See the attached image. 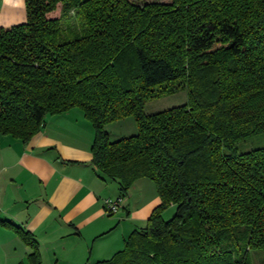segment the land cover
<instances>
[{"label":"trees","instance_id":"16d2710c","mask_svg":"<svg viewBox=\"0 0 264 264\" xmlns=\"http://www.w3.org/2000/svg\"><path fill=\"white\" fill-rule=\"evenodd\" d=\"M24 4L25 22L0 27V134L26 143L47 116L78 109L93 127L92 165L118 197L147 177L160 198L121 250L92 264H255L264 145L236 143L264 133V0ZM185 87V103L143 111ZM128 115L136 132L110 139L105 125Z\"/></svg>","mask_w":264,"mask_h":264},{"label":"crops","instance_id":"0c3cea01","mask_svg":"<svg viewBox=\"0 0 264 264\" xmlns=\"http://www.w3.org/2000/svg\"><path fill=\"white\" fill-rule=\"evenodd\" d=\"M25 20L24 0H0V27ZM93 137L78 109L47 116L26 143L0 134V264H92L145 226L160 204L153 181L136 179L108 214L105 200L120 193L92 165Z\"/></svg>","mask_w":264,"mask_h":264},{"label":"rangeland","instance_id":"374dc122","mask_svg":"<svg viewBox=\"0 0 264 264\" xmlns=\"http://www.w3.org/2000/svg\"><path fill=\"white\" fill-rule=\"evenodd\" d=\"M134 2L144 1H168V0H132ZM188 92L187 88H179L178 90L162 94L158 97L150 98L145 101L143 111L146 114L154 113L163 109L170 108L172 106L183 104L187 101ZM105 129L109 133L110 139H118L120 137L128 136L136 132V123L132 115L125 116L123 118L110 121L105 125ZM264 145V133L255 134L251 137L241 139L237 141L236 148L238 151H247L255 147ZM114 199V198H113ZM175 211V206L171 205L166 208L162 217L169 219ZM116 215V213H114ZM143 226H137V230ZM253 262L255 264H264V251L252 252Z\"/></svg>","mask_w":264,"mask_h":264},{"label":"built area","instance_id":"2783aa9c","mask_svg":"<svg viewBox=\"0 0 264 264\" xmlns=\"http://www.w3.org/2000/svg\"><path fill=\"white\" fill-rule=\"evenodd\" d=\"M120 201H121V197H117L115 199H107L104 202V206H105V210L106 212H110V213H116L119 209L120 206Z\"/></svg>","mask_w":264,"mask_h":264}]
</instances>
